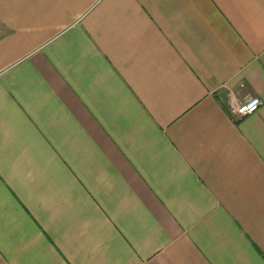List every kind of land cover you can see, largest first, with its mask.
<instances>
[{
    "label": "crops",
    "instance_id": "0c3cea01",
    "mask_svg": "<svg viewBox=\"0 0 264 264\" xmlns=\"http://www.w3.org/2000/svg\"><path fill=\"white\" fill-rule=\"evenodd\" d=\"M0 264H264V0H0Z\"/></svg>",
    "mask_w": 264,
    "mask_h": 264
},
{
    "label": "built area",
    "instance_id": "2783aa9c",
    "mask_svg": "<svg viewBox=\"0 0 264 264\" xmlns=\"http://www.w3.org/2000/svg\"><path fill=\"white\" fill-rule=\"evenodd\" d=\"M262 105V100L257 96H249L232 111V117L240 120L256 112Z\"/></svg>",
    "mask_w": 264,
    "mask_h": 264
}]
</instances>
